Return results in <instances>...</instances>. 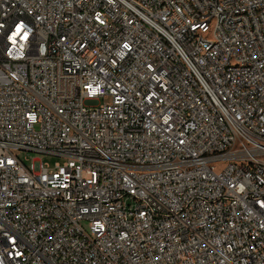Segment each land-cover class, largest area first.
I'll list each match as a JSON object with an SVG mask.
<instances>
[{
	"label": "built area",
	"instance_id": "obj_1",
	"mask_svg": "<svg viewBox=\"0 0 264 264\" xmlns=\"http://www.w3.org/2000/svg\"><path fill=\"white\" fill-rule=\"evenodd\" d=\"M0 264H264V0H0Z\"/></svg>",
	"mask_w": 264,
	"mask_h": 264
},
{
	"label": "rangeland",
	"instance_id": "obj_2",
	"mask_svg": "<svg viewBox=\"0 0 264 264\" xmlns=\"http://www.w3.org/2000/svg\"><path fill=\"white\" fill-rule=\"evenodd\" d=\"M19 158L23 161L26 166H29L33 160H39L41 163L53 165L55 162H62V159L59 157L48 156L38 153H26V152H17Z\"/></svg>",
	"mask_w": 264,
	"mask_h": 264
}]
</instances>
